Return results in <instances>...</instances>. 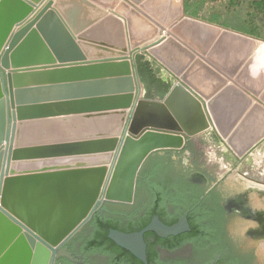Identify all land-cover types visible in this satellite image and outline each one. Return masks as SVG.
<instances>
[{
  "label": "water",
  "instance_id": "obj_1",
  "mask_svg": "<svg viewBox=\"0 0 264 264\" xmlns=\"http://www.w3.org/2000/svg\"><path fill=\"white\" fill-rule=\"evenodd\" d=\"M27 1L33 14L0 40V264H48L100 203L134 199L155 152L189 140L182 162L193 165V154L205 162L194 135L208 127L237 159L264 138L258 104L222 106L225 96L245 98L241 92L264 101V44L250 55L253 37L182 16L179 0H122L135 9L122 13L126 22L94 0ZM137 47L177 76L163 97L153 88L146 95L126 58ZM189 229L185 216L166 225L154 215L139 231L109 229L108 238L147 264L144 232Z\"/></svg>",
  "mask_w": 264,
  "mask_h": 264
},
{
  "label": "flooded vegetation",
  "instance_id": "obj_2",
  "mask_svg": "<svg viewBox=\"0 0 264 264\" xmlns=\"http://www.w3.org/2000/svg\"><path fill=\"white\" fill-rule=\"evenodd\" d=\"M182 153L190 155L189 140L180 150L151 154L139 171L134 199L100 203L48 264H144L108 238V231L137 232L157 215L155 209L166 225L185 216L190 229L166 237L144 232L147 264H261L264 172L255 177L244 170L245 157L225 160L215 170L193 154L194 164L186 165ZM63 249L69 256L60 254Z\"/></svg>",
  "mask_w": 264,
  "mask_h": 264
},
{
  "label": "rangeland",
  "instance_id": "obj_3",
  "mask_svg": "<svg viewBox=\"0 0 264 264\" xmlns=\"http://www.w3.org/2000/svg\"><path fill=\"white\" fill-rule=\"evenodd\" d=\"M187 1L190 4H194L193 8L195 12H189L188 14L182 12V16L192 17L206 23H218L232 27L223 28L227 30H232L234 28L240 31H249L257 35L253 36V38L257 41L264 42V9L260 10L258 7L253 6L252 0L235 1L233 6H226V2L228 0H182V3L184 4V2ZM144 19L147 21V18ZM179 19L180 18L173 20L170 25L165 27V30H170L171 25L176 23ZM149 25L146 29L147 31L152 29ZM165 35L166 34H164V36ZM155 37H157V35ZM143 44H146V42L141 43L140 45L142 46ZM139 56L144 59L146 57L150 59V61L152 59L154 60L153 56H151L146 49L141 47L130 50L126 58L131 63L132 67H134L135 61ZM152 64L154 70L158 74L167 76V72H165L162 67L159 65L158 67H154L155 63ZM140 88L142 89L141 83ZM140 94L141 93L139 92L138 99H140ZM194 137L201 146L206 164L208 163L214 165L215 170H219L220 167H224L223 165L226 162L225 160L231 161L230 163H234L237 159L232 155L230 150L226 148L211 127H208L206 130L194 135ZM244 157L241 163V165L244 166V170L249 171V173L255 177H262L264 172V138L260 140Z\"/></svg>",
  "mask_w": 264,
  "mask_h": 264
},
{
  "label": "crops",
  "instance_id": "obj_4",
  "mask_svg": "<svg viewBox=\"0 0 264 264\" xmlns=\"http://www.w3.org/2000/svg\"><path fill=\"white\" fill-rule=\"evenodd\" d=\"M94 1L96 3H98L99 5L103 6L104 8H106L107 11L112 12V13L120 16L125 22H126V17L122 13H128V12L135 11V9L131 8V6H129V5H123L124 2L122 0H113L114 2H112V0H94ZM235 1H239V0H228L226 2L227 3L226 6H228V5H232L233 6V3ZM155 2H156V4L164 5V4H166L168 2V0H155ZM179 2L181 3L182 12H184V9L185 8H186V11H188V13L189 12H195L194 11V8H193L194 7V4L193 3L190 4L187 1V2H184V4H183L182 3V0H179ZM252 4H253V0H252ZM253 6H254V4H253ZM259 9L260 10H263V8H261V7H259ZM34 11H35L34 4H32L31 2H29L27 0H0V40H2L3 44H4L5 40L7 39L8 35H10L13 32V30L16 28L15 25L18 22H24V21H26L33 14ZM220 11H222V10H220ZM213 25L219 27L221 30L223 28H225V27L226 28H232L231 26H226L224 24H218V23H214ZM228 30H230V29H228ZM233 30H235L234 32L240 33L242 35H245V36H248V37H253L252 32L242 31V30L240 31V30H237V29H234V28L231 31H233ZM181 40L184 42L183 39H181ZM177 42L185 50H187L188 52H190L189 48L186 47V45L188 43L187 44H184V43H182L179 40H177ZM262 44H264V42H260V41H257L255 39V46L252 49L250 55L253 53L254 50H256ZM153 58H154V60L152 59L150 61V59H148L146 57L144 59V58H141L139 56L138 57V60H139V62L140 61L149 62L151 64V67H152L153 70H154V68H153V64L152 63H155V66L154 67H158V65L160 67H162L165 70V72H167V76H163L161 74H158L155 70L154 71L156 73V76L163 83L169 84V90H170V88L176 83V80L178 79L177 76L165 64H163L161 61H159L158 59H156L154 56H153ZM247 58H249V54H248ZM134 67H135L136 72H137V63H136V61H135ZM234 77L235 76H232L230 78L232 80H234ZM138 78H139V75H138ZM139 81H140V79H139ZM182 84L186 86V83L185 82H182ZM225 84L226 85H233L232 84V81L229 80V79H226V83ZM236 89L239 90L238 88H236ZM241 93L242 94H245L244 95L245 98L247 100H249V101L246 100L245 104L243 103V101H244L245 98L242 97V96H239V95L235 94L233 96H231V95L225 96V98L227 100L225 98H222L223 101H225V102L222 103V106L224 108H226V109H233V108L244 107V105H246V104H247V107L248 108H249V106H252L253 104H258L261 108L264 109V107L257 102V100L263 101V100H261L260 95L255 96V97H251L247 93H243V92H241ZM204 101L206 102L207 100L204 99ZM225 103H228L229 104V107H225V105H224ZM223 117H226V116H223Z\"/></svg>",
  "mask_w": 264,
  "mask_h": 264
},
{
  "label": "trees",
  "instance_id": "obj_5",
  "mask_svg": "<svg viewBox=\"0 0 264 264\" xmlns=\"http://www.w3.org/2000/svg\"><path fill=\"white\" fill-rule=\"evenodd\" d=\"M253 4L255 7H258V8L261 7L264 9V0H253ZM184 13L188 14V11H186V8L184 9ZM252 35L256 36L253 33H252ZM136 63H137V73L139 75V78L141 79V82L145 86L146 95L150 96V88H153L154 91L157 92L160 97H163L167 93V91L169 90V84L163 83L156 76V73L152 69L151 64L149 62L140 64L139 60L137 58ZM152 214H157L158 216H160L159 210H156V209L152 211ZM191 227H192L193 231L197 232L198 227L196 225H191ZM93 243L99 244L98 241H95Z\"/></svg>",
  "mask_w": 264,
  "mask_h": 264
},
{
  "label": "bare ground",
  "instance_id": "obj_6",
  "mask_svg": "<svg viewBox=\"0 0 264 264\" xmlns=\"http://www.w3.org/2000/svg\"><path fill=\"white\" fill-rule=\"evenodd\" d=\"M166 31H168V30H165L164 29V31H163V35L164 34H166L165 32ZM157 37H158V35H157ZM125 73H124V75H126V76H129V77H133V72H132V70H131V72L128 70V71H124ZM122 73V72H121ZM137 89V87H136V85H134V88H133V90L131 91V94H133V97H135V94H136V90ZM139 94V93H138ZM138 101L140 100V99H137ZM116 153V151H113V154H115ZM113 160H114V158L110 161V162H108V163H105V166L107 167V168H110V166H112V162H113Z\"/></svg>",
  "mask_w": 264,
  "mask_h": 264
},
{
  "label": "clouds",
  "instance_id": "obj_7",
  "mask_svg": "<svg viewBox=\"0 0 264 264\" xmlns=\"http://www.w3.org/2000/svg\"><path fill=\"white\" fill-rule=\"evenodd\" d=\"M187 162H188L187 160H184V163H185V164H187Z\"/></svg>",
  "mask_w": 264,
  "mask_h": 264
}]
</instances>
